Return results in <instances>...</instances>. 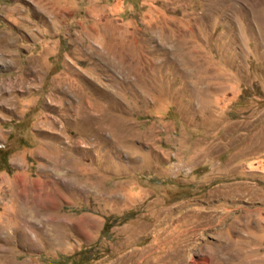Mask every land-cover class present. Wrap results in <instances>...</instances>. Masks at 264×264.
<instances>
[{"label":"rangeland","instance_id":"rangeland-1","mask_svg":"<svg viewBox=\"0 0 264 264\" xmlns=\"http://www.w3.org/2000/svg\"><path fill=\"white\" fill-rule=\"evenodd\" d=\"M0 264H264V0H0Z\"/></svg>","mask_w":264,"mask_h":264},{"label":"bare ground","instance_id":"bare-ground-1","mask_svg":"<svg viewBox=\"0 0 264 264\" xmlns=\"http://www.w3.org/2000/svg\"><path fill=\"white\" fill-rule=\"evenodd\" d=\"M26 224V223H25ZM25 233V232H24ZM26 236V235H25Z\"/></svg>","mask_w":264,"mask_h":264}]
</instances>
